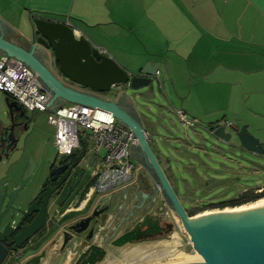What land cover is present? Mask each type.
<instances>
[{"label":"water","instance_id":"95a60500","mask_svg":"<svg viewBox=\"0 0 264 264\" xmlns=\"http://www.w3.org/2000/svg\"><path fill=\"white\" fill-rule=\"evenodd\" d=\"M26 37L27 49L0 38V50L18 57L33 69L52 90L54 99L102 108L133 130L158 176V185L165 190L201 255L173 264H264V206L234 212H205L189 219L152 153L141 123L117 100L102 95L111 87L123 86L119 95L135 106V99L127 91H134L137 95L147 93L153 81L159 79V62L147 61L137 72L130 73L78 34L68 22L44 16L31 19ZM4 102L10 114L21 106L5 93ZM141 113L147 122L158 124L156 117L144 111ZM0 125V146L4 147L0 160L2 156L7 158L9 151L14 152L8 181L0 178V262L7 251L5 243H11L12 248L23 247L34 234L45 237L48 248L28 259L33 264L40 260V256H45V252L55 253L58 243L60 247L54 259L60 255L65 261L70 260L77 253L71 264H94L101 260L106 253L102 242L109 237L104 235V223L109 218L107 212L113 211L112 194H95L91 209L83 205L58 213L59 206L76 202L84 193L86 183L82 181L88 168L84 163L85 147L77 158L56 153L47 160L41 158L35 162L28 158L26 151L17 150L18 139L13 134L12 125ZM208 132L222 142H228L235 134L244 149L264 152V143L248 130L246 124L238 127L222 122L211 126ZM120 225L114 231H118ZM161 226L158 218L151 219V214L145 212L134 220L133 225L118 231L111 243L121 245L137 240L150 230L161 229ZM86 230L88 233L82 236Z\"/></svg>","mask_w":264,"mask_h":264},{"label":"crops","instance_id":"0c3cea01","mask_svg":"<svg viewBox=\"0 0 264 264\" xmlns=\"http://www.w3.org/2000/svg\"><path fill=\"white\" fill-rule=\"evenodd\" d=\"M32 16L69 24V18L65 17L74 16L90 26L111 24L139 34L155 31L156 40L151 35L143 38L136 33L135 39L144 46V51L141 47L139 50L136 40L139 46L129 38L126 48L131 53L125 60L135 64L123 66L137 72L147 61L155 62L146 52L164 57L158 66V76L163 73L172 84L173 96L182 104L176 107L168 92H163V96L175 112L180 109L194 120L191 136L189 133L175 135L172 123L168 124L162 111L153 113L158 124L147 122L135 101L134 106L119 95L123 86L102 95L117 100L141 123L148 145L181 204L182 200L186 201L184 188L178 189L172 162H188L184 163L187 167L192 166L194 158L203 162L199 153L206 151L202 142L204 132L227 121L221 119L212 124L211 106L217 112H228L233 125L239 121L261 141L264 138V0H0V38L27 49L26 36ZM72 27L82 35L81 28ZM86 38L119 61L120 51L116 54L108 46L98 47L93 39ZM3 54L7 53L0 50V55ZM52 65L50 68L54 71ZM174 82L183 87L175 86ZM55 102L65 104L60 98ZM129 154L134 163L133 175L111 190L114 206L107 225L114 230L121 223L118 230L121 231L145 212L151 214V219L158 218L161 224L175 218L176 211L165 190L158 185V176L141 146L131 145ZM99 163L100 160L96 164ZM95 168L93 163L88 164L86 179L92 180ZM193 173L197 171L194 169Z\"/></svg>","mask_w":264,"mask_h":264},{"label":"rangeland","instance_id":"374dc122","mask_svg":"<svg viewBox=\"0 0 264 264\" xmlns=\"http://www.w3.org/2000/svg\"><path fill=\"white\" fill-rule=\"evenodd\" d=\"M68 18L70 25L81 28L82 35L93 39L95 41L93 43L98 45V47L103 48L108 46L116 54L120 51L118 55L119 61H115L122 68H124L123 65L130 66L134 63L125 60L126 56L131 53V50L127 52L128 49L126 48L128 47L129 38L138 46L140 44L139 50L141 47L143 51L145 50L144 46L135 39L136 33L138 36L141 34L143 38L151 35L154 40L158 39L155 31L145 30L139 34V32H126L116 25L102 24L90 26L74 16L65 17V19ZM153 53L155 52H146V55H149V58L155 61L154 63L159 62L161 64L164 61V57L156 56V53ZM124 69L127 70L126 68ZM127 71L132 73V71ZM158 77L159 79L153 81L151 89L147 93L137 95V93L130 90L127 93L135 99L141 111L153 117L162 111L163 114L161 115L166 118L168 124L172 123L171 128L175 135L180 136L189 133L191 136L192 126L195 124L194 120L186 117L188 120L193 121V123H181L178 114L181 110L179 109L175 112V108H172L164 98L163 92H168L171 101L176 107L181 106L182 103L173 96L172 84H169L163 73ZM175 82L173 83L175 86L180 85ZM179 87H183V85ZM113 92H116L115 87H111L108 91L102 92V94ZM67 103L65 101V104ZM5 107L4 94L0 91V114ZM24 110L30 120V131L26 135L27 149L33 152L39 149L41 157L47 160L56 154L54 125L48 122V113L46 111H30L25 108ZM210 111L212 113L210 112L209 119H213L211 121L212 124H216L221 119L233 121L230 114L224 110L217 112L216 108L211 106ZM234 125L239 127L241 123L237 121ZM204 137L205 139L202 142L206 147V151L205 153L202 151L199 153L204 163L195 160V158L191 163V167L185 166L184 163L188 162L183 163L181 160L172 162V171L174 177H176L175 181L178 184V189L184 188L183 195L186 201L182 200V207L186 209L187 214L211 208H221L210 204L230 201L247 193L259 191L264 186V152L254 153L244 149L240 146L235 134L228 142L219 141L208 131L204 132ZM261 139L264 143V138L262 137ZM78 153L80 155V151ZM91 158L92 154L88 151L84 156V163L91 164ZM194 169L197 171V174L193 173ZM231 205L233 204L226 206ZM165 222L170 225H167L163 233H160V236L155 235L151 238L126 242L119 246H109L106 257L99 264H169L171 260L176 259L175 255L178 252L198 255L191 235L177 212L175 218L173 217L172 219L171 217L169 221Z\"/></svg>","mask_w":264,"mask_h":264},{"label":"built area","instance_id":"2783aa9c","mask_svg":"<svg viewBox=\"0 0 264 264\" xmlns=\"http://www.w3.org/2000/svg\"><path fill=\"white\" fill-rule=\"evenodd\" d=\"M0 91L23 108L46 111L54 125V145L59 155H70L83 147L91 152L96 166L90 188L96 194L110 193L132 178L134 163L129 147L139 144L133 130L117 121L112 113L76 102L57 104L52 90L37 73L16 56L0 55ZM182 124H192L179 111ZM232 125L229 121L223 122ZM103 150V151H101ZM100 160L99 164H96Z\"/></svg>","mask_w":264,"mask_h":264},{"label":"flooded vegetation","instance_id":"af4514ba","mask_svg":"<svg viewBox=\"0 0 264 264\" xmlns=\"http://www.w3.org/2000/svg\"><path fill=\"white\" fill-rule=\"evenodd\" d=\"M0 123L7 124V126L12 125L13 134L15 138L18 139L17 144H16V148L18 151L20 152L26 151L28 153L27 155L28 158L34 160L35 162H37L38 159L42 158L41 154L39 153V149H36L34 152L32 150L30 151L27 149L26 135L30 131V120L26 114V111L24 110L22 106H20V108L17 110H13L11 114H10V111L7 109V107H5L0 114ZM0 130H1V125H0ZM3 148H4L3 146H0V156L2 154L1 150ZM13 153L14 152L9 151L8 157L5 158L4 156H2L0 160V178L4 181H8L6 179L9 178L8 172L9 170H11L10 167L14 160ZM70 156L73 158H77L79 156L78 150H74L70 154ZM83 179L84 180L82 182L86 183V187L84 188V193L81 196V198L77 200L76 202H72V203L67 202L59 206L58 213H61L65 211V209H68V208H79L83 205H84V208H89V209L92 208L93 203L91 200L96 193L90 189L91 179L90 178L86 179L85 174H84ZM79 187H80V184L78 185L76 189L77 191L79 190ZM81 199L83 200L81 201ZM85 199L86 201L84 202ZM107 213L109 214L108 216L109 218L104 223L106 227V231L104 232V235L109 236V237H107V239H105V241L102 242L103 246L106 248V253L101 260L96 261L94 264H99V262L104 260V258L106 257L108 253L109 246H119V245H115L111 243L114 235H116L118 231H114L115 229L112 230L107 225L108 222L110 221L112 212L111 213L107 212ZM167 225L169 226L170 224H168L167 222H164L161 226V229L154 230V231L150 230L146 232V234H143L144 236L141 235L140 238H138L137 240L144 239V238H151V237H154L155 235L160 236L161 235L160 233L161 232L163 233ZM87 233L88 232L86 230L84 233H82V236L86 235ZM2 242L5 243V239H3ZM47 243H48V240L45 241V237H41L40 235H37V234H34L32 236V239L29 242L26 241V245L23 247L12 248L11 243L9 244L5 243V245L7 246V251H6L4 258L0 262V264H33V261L32 260L28 261V259H30L33 255L42 251V249L44 248H46L47 250L48 248ZM59 247H60V243L56 245L57 251L55 253H52L51 255L45 252V256H40V260L36 264H71L72 261L76 258L77 253H75L70 260L68 259L65 261V259L60 258V255L54 259V255L58 252ZM27 261L29 263H27Z\"/></svg>","mask_w":264,"mask_h":264},{"label":"bare ground","instance_id":"6f19581e","mask_svg":"<svg viewBox=\"0 0 264 264\" xmlns=\"http://www.w3.org/2000/svg\"><path fill=\"white\" fill-rule=\"evenodd\" d=\"M259 206H264V196L256 198V199L248 201V202H244L242 204L235 205V206H226V207H221V208H211V209L202 210V211H199V212H196V213L190 215L189 219L192 217H195L201 213H205V212H234V211H241V210H246V209H250V208H254V207H259ZM197 253H198V255L197 254L190 255L187 253H182V252L179 253L178 252L175 255L176 259L171 260L169 262V264H173L176 262L183 261L185 259L201 256L199 254V252H197Z\"/></svg>","mask_w":264,"mask_h":264},{"label":"trees","instance_id":"16d2710c","mask_svg":"<svg viewBox=\"0 0 264 264\" xmlns=\"http://www.w3.org/2000/svg\"><path fill=\"white\" fill-rule=\"evenodd\" d=\"M33 17V16H32ZM264 195V186L261 190L259 191H254V192H251V193H247L239 198H236V199H233V200H230V201H225V202H219V203H213V204H210V205H216V206H219V207H223V206H226L228 204H233L231 206H234V205H238L240 203H243V202H248L250 200H254L260 196H263ZM207 206V205H206ZM193 212L189 213V214H192Z\"/></svg>","mask_w":264,"mask_h":264}]
</instances>
